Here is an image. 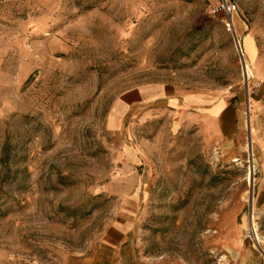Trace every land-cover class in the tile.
Wrapping results in <instances>:
<instances>
[{
  "label": "rangeland",
  "instance_id": "rangeland-1",
  "mask_svg": "<svg viewBox=\"0 0 264 264\" xmlns=\"http://www.w3.org/2000/svg\"><path fill=\"white\" fill-rule=\"evenodd\" d=\"M0 264H264V0H0Z\"/></svg>",
  "mask_w": 264,
  "mask_h": 264
},
{
  "label": "crops",
  "instance_id": "crops-1",
  "mask_svg": "<svg viewBox=\"0 0 264 264\" xmlns=\"http://www.w3.org/2000/svg\"><path fill=\"white\" fill-rule=\"evenodd\" d=\"M178 92L179 91L176 88L163 82L146 84L141 87L132 88L124 92L120 96V98L115 101L110 116L112 115L115 118L118 117L120 127L122 126L123 116L126 114V112L132 110L140 111L143 106L152 101L156 102L158 100H166L169 101L171 104H174L178 102L179 98H181V102L184 105H192L198 111L202 110L201 108L202 106H204L205 103L202 97H199V99L197 98V96L186 95V97H179L177 95ZM216 103L217 102L212 103L208 113L210 114V119L212 120L217 119L219 115V111L214 112L212 108L213 105ZM201 114H203V112Z\"/></svg>",
  "mask_w": 264,
  "mask_h": 264
},
{
  "label": "built area",
  "instance_id": "built-area-1",
  "mask_svg": "<svg viewBox=\"0 0 264 264\" xmlns=\"http://www.w3.org/2000/svg\"><path fill=\"white\" fill-rule=\"evenodd\" d=\"M233 6H230L227 2H222L219 9L230 11Z\"/></svg>",
  "mask_w": 264,
  "mask_h": 264
},
{
  "label": "bare ground",
  "instance_id": "bare-ground-1",
  "mask_svg": "<svg viewBox=\"0 0 264 264\" xmlns=\"http://www.w3.org/2000/svg\"><path fill=\"white\" fill-rule=\"evenodd\" d=\"M230 19V21L232 22V16L229 18ZM247 73H251V70L249 71L248 70V68H247ZM251 224H252V227H251V231L253 230V231H255V228H254V223H253V221L251 222ZM255 238H256V240H257V243H259L260 241L258 240V237H257V235L255 234Z\"/></svg>",
  "mask_w": 264,
  "mask_h": 264
}]
</instances>
